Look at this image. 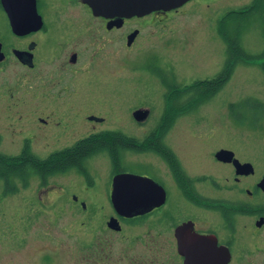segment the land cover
Instances as JSON below:
<instances>
[{"label":"flooded vegetation","instance_id":"1","mask_svg":"<svg viewBox=\"0 0 264 264\" xmlns=\"http://www.w3.org/2000/svg\"><path fill=\"white\" fill-rule=\"evenodd\" d=\"M7 1L0 0V13L9 26V32H0V160L20 164L45 159L89 141L99 149L68 170L79 180L78 191L91 196L104 192L110 203L98 206L83 198L77 202L76 190L70 194L74 203L69 207L80 212L107 208L108 216L98 217L100 231H95L96 264H252L247 260L250 249L259 251L264 243V172L247 159L238 137L220 130L228 126H190L191 140L177 141L171 132L175 125L166 123V105L154 123H149L152 108L136 104L129 108L131 124L113 126L104 124L101 109H94L102 96L97 93L100 86L117 74L110 55L117 58L118 46L127 51L148 49L150 34L142 29L158 24L159 40L165 20L186 2L119 20L94 15L82 0H15L17 16L32 19V24L13 32ZM159 46L151 51L158 54ZM143 72L149 77L125 84L138 91L140 100L159 92L162 100L177 101V107L183 100L184 105L193 99L209 100L190 90L195 81L211 78L186 82L171 76L158 61L147 63ZM87 101L93 105L90 112H85ZM55 148L42 156L37 151ZM220 151L225 153L217 155ZM245 163L251 164L248 172L240 166ZM119 174L154 182L162 202L136 213L135 207L131 213H119L111 202L113 179ZM66 188L58 185L54 192L64 195ZM35 208L21 206L18 213ZM18 222H23L20 232L5 231V239L13 234L16 247L10 251L20 249L21 230L24 234L28 224L37 223ZM1 223L6 228L10 224ZM42 260L48 264L51 254Z\"/></svg>","mask_w":264,"mask_h":264},{"label":"rangeland","instance_id":"2","mask_svg":"<svg viewBox=\"0 0 264 264\" xmlns=\"http://www.w3.org/2000/svg\"><path fill=\"white\" fill-rule=\"evenodd\" d=\"M251 1L189 0L180 6L177 15H170L165 20L164 33L159 40L156 32L158 24H149L142 29L143 32L150 34L148 49L141 50L136 47L127 51L118 46L117 58L115 59V55H110L109 58L117 74L107 84L100 86L97 93L102 96L93 103L94 109H101L100 115L106 117L104 124L109 126L131 124L132 117L128 112L129 108L136 104L152 108L149 123H154L166 105V123L175 125L171 130L174 140H191L190 126H228L229 128L220 130L227 131L225 134L228 136L238 137L243 143L247 159L264 172V116L258 114L257 119L249 117L239 121L232 116L230 110V105H237L244 100H249L250 103L257 100L264 105V69L261 66L264 59L259 58L264 51V29L260 23H249L239 37L244 50L254 58L236 62L222 87L206 96L209 100L200 99L194 103L189 102L188 105H184L186 100H183L180 107H176L174 103L171 105L170 100H162L161 92L154 96L150 95L149 99L140 100L137 96L138 91L125 85L130 79L134 81L137 78L149 77V74H143V67L155 61L163 63L165 70L172 72L171 76L184 79L186 82L216 76L222 69L226 57L225 44L217 33V22L227 11L239 10ZM0 32H9L7 19L1 13ZM158 46L160 49L158 54L151 51ZM115 61L117 65L114 64ZM93 105L87 101L85 112H90ZM241 108L235 106L238 112ZM248 112L251 114V111L246 110V113ZM56 149L37 151L42 156L45 152ZM96 158L93 162L97 161ZM47 179L49 180L47 185L43 186L39 183L40 178L34 177L27 187L22 188L19 185L17 191L5 195L2 194L0 183V264H46L42 257L47 252L51 254V261L48 264H96L93 254L95 231H100V215L108 216L107 208L99 210L102 212H80V208L69 207L73 202L70 194L76 190L75 193L80 196L77 202L83 198L87 203L98 206L110 204L108 197L103 194L104 192L91 196L78 191L79 180L71 171ZM104 184L97 185L104 188ZM58 185L67 187L65 196L55 194L54 190ZM30 205L37 206L33 209L34 213L25 210L18 213L19 207ZM45 205L50 207L46 208ZM23 220H33L37 223L28 224L27 232L24 234L21 230L19 237L22 238L19 241L23 243L20 249L10 251L16 246L11 243L13 234L10 235L11 240L5 239V231L15 232L16 229L20 232L18 226L20 227L23 222L19 224L18 221ZM1 222L10 224L6 228ZM46 230L50 235L45 234ZM84 238L88 243L83 246ZM259 246L261 250H255L254 247L252 248L254 251L250 249L251 255L247 256V260L251 258L252 264L260 261L264 263V243ZM46 247L51 251H47Z\"/></svg>","mask_w":264,"mask_h":264},{"label":"trees","instance_id":"3","mask_svg":"<svg viewBox=\"0 0 264 264\" xmlns=\"http://www.w3.org/2000/svg\"><path fill=\"white\" fill-rule=\"evenodd\" d=\"M251 22L260 23L264 29V0H252L250 4L239 10L231 9L218 20L217 33L226 47V57L223 61V67L213 78L195 81L192 85L193 89L191 88L192 90H190L192 93L208 96L215 93L230 76L236 62H244L253 57L252 54L244 50L239 40L240 34ZM260 57L264 59V51L260 54ZM261 66L264 69V63ZM197 101H200V99H193L189 102L194 103ZM173 103L177 107L174 101L171 102V105L173 106ZM239 105L242 107L240 112L235 110V106L240 108ZM230 110L232 116L239 121L249 117L253 120L257 119L258 114L264 116V105H261L257 100H252L251 103L249 100H244L237 105L232 104L230 105ZM246 110L251 111V114L249 112L246 113ZM105 135L107 134L101 136L106 137ZM88 143L85 142L78 146L55 151L45 159H33L32 161L20 164L12 160L1 159L0 183L2 193L5 195L17 191L19 185L25 188L34 177L40 178V185L46 184L48 177L68 171L80 159L99 151L98 148H94V146Z\"/></svg>","mask_w":264,"mask_h":264},{"label":"water","instance_id":"4","mask_svg":"<svg viewBox=\"0 0 264 264\" xmlns=\"http://www.w3.org/2000/svg\"><path fill=\"white\" fill-rule=\"evenodd\" d=\"M86 3L92 13L106 18H116L121 20L123 17L142 16L151 11L164 9L170 10L181 6L188 0H82ZM15 0H8L5 8L8 11L9 23L13 32H20L32 24V19L18 17L15 10ZM225 151L218 152L223 155ZM245 168V172L251 170V164L240 165ZM152 181L143 177L131 174H119L113 179V191L111 202L119 213H131V208L135 207L134 212H138L143 207L162 202L158 194L157 187ZM264 190V177L260 182Z\"/></svg>","mask_w":264,"mask_h":264},{"label":"bare ground","instance_id":"5","mask_svg":"<svg viewBox=\"0 0 264 264\" xmlns=\"http://www.w3.org/2000/svg\"><path fill=\"white\" fill-rule=\"evenodd\" d=\"M17 5V4H16Z\"/></svg>","mask_w":264,"mask_h":264}]
</instances>
